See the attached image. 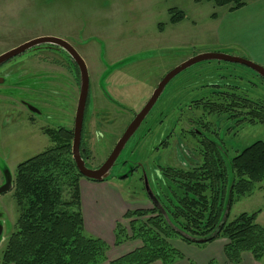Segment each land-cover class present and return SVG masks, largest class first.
Masks as SVG:
<instances>
[{
    "label": "rangeland",
    "instance_id": "obj_1",
    "mask_svg": "<svg viewBox=\"0 0 264 264\" xmlns=\"http://www.w3.org/2000/svg\"><path fill=\"white\" fill-rule=\"evenodd\" d=\"M245 2L242 8L229 11L228 6L207 0H0V54L43 36L64 39L74 47L89 80L82 147L87 151V166L96 168L163 76L185 60L220 52L256 64L264 61V1ZM171 8L182 11L184 18L171 23ZM45 46L0 66V111L7 103L12 104L8 108H20L17 99L24 96L35 100L41 111L34 115L37 124L32 126L27 122L23 127L7 115L0 121V165L13 178L18 163L51 146L45 129L74 125L80 73L64 49ZM24 80L28 83L25 88L21 86ZM227 92L264 106V79L244 65L213 59L179 72L128 139L106 180L92 187L90 199L84 192L85 232L108 243L109 258L139 244L128 241L114 246L113 223L125 210L149 201L143 173L153 191L164 196L169 191L163 188L161 169H186L199 162L201 135L215 139L229 157L254 141L264 142V123L235 125L236 118L210 116L192 102H213ZM104 93L117 97L120 108L101 104ZM204 125L210 126V132ZM12 192L0 194V257L18 215ZM147 206L151 207V202ZM257 210L256 222L264 227V181L232 203L228 219ZM120 222L127 225L123 217ZM223 239L200 245L171 239L180 257L170 264H208L210 260L221 264ZM260 264H264V253Z\"/></svg>",
    "mask_w": 264,
    "mask_h": 264
},
{
    "label": "trees",
    "instance_id": "obj_2",
    "mask_svg": "<svg viewBox=\"0 0 264 264\" xmlns=\"http://www.w3.org/2000/svg\"><path fill=\"white\" fill-rule=\"evenodd\" d=\"M207 1L228 6L229 11L246 4L245 0ZM169 11L171 23L184 18V13L176 8ZM192 102L208 114L236 118L235 125L264 123V106L234 93L227 92L213 102ZM205 129L210 130L206 126ZM44 131L51 146L16 166L12 196L18 215L0 264H170L180 257L171 246V239L200 245L218 237L226 240L223 254L228 263H239L243 252L257 261L262 259L264 227L256 222L260 210L242 212L231 220L228 213L225 220L223 216L229 193L231 207L264 181L263 141H254L229 157L215 139L203 137L199 162L186 169L162 168L163 188L169 193L161 196L151 188L156 204L127 210L122 216L127 220L126 226L120 221L115 223L114 246L128 241L139 244L109 258L106 241L86 234L84 229L79 188L83 176L72 159V128ZM80 151L85 160L86 149Z\"/></svg>",
    "mask_w": 264,
    "mask_h": 264
},
{
    "label": "water",
    "instance_id": "obj_3",
    "mask_svg": "<svg viewBox=\"0 0 264 264\" xmlns=\"http://www.w3.org/2000/svg\"><path fill=\"white\" fill-rule=\"evenodd\" d=\"M40 44H50V45H57L64 49L69 56L75 61L78 66L79 73H80V82H79V98L77 102V107L75 111V118H74V125H73V138L71 142V154L72 159L75 162L76 168L78 172L83 176V178L91 180V181H103L105 178L108 177V174L115 164L120 152L122 151L123 147L125 146L128 139L134 134V132L138 129L142 121L146 118L147 114L161 95L162 91L166 87V85L173 79L179 72L186 69L187 67L201 61L205 60H220L229 63H236L241 64L249 69L253 70L257 75L264 79V66L260 64H256L250 60L243 59L240 57L228 55L225 53L220 52H211V53H202L197 54L172 70L168 71L163 78L159 81L156 88L153 90L151 96L143 105V107L135 114L132 121L128 124L125 128L121 136L116 141L113 149L111 150L110 154L106 158V160L96 168H89L85 164V160L82 158L81 151H80V141H81V131H82V123L84 112L86 108V103L88 100L89 94V80H88V73L85 66L83 59L80 55L76 52L74 47L66 40L57 38V37H50V36H43L37 37L31 40H28L6 52L0 54V64L4 61L24 52L25 50L29 49L30 47L40 45ZM1 82V79H0ZM144 179V188L146 191V195L150 202L156 204L157 198L153 193L151 187L149 186L146 174L143 173ZM11 189V177L10 175H6L5 182L3 185L0 186V194L6 193ZM230 208V193L228 194V199L225 207V212L223 216V220L226 219L227 213ZM3 227L0 223V240L2 235ZM205 240H201L203 242Z\"/></svg>",
    "mask_w": 264,
    "mask_h": 264
},
{
    "label": "flooded vegetation",
    "instance_id": "obj_4",
    "mask_svg": "<svg viewBox=\"0 0 264 264\" xmlns=\"http://www.w3.org/2000/svg\"><path fill=\"white\" fill-rule=\"evenodd\" d=\"M45 45H49V44H40V45H36V46L30 47L29 49L25 50L24 52H22V53H20V54H18L16 56H14V57H12V58L4 61L3 63L0 64V66H2L3 64H6L8 62H10L11 60H13V59H15L17 57H20L22 54H24L26 52H29L30 50H32L34 48H39L40 46H45ZM51 46H55L56 49H57V47L58 48H61L60 46H57V45H50V46H45V47L54 48V47H51ZM69 60H70L69 62L71 63L72 67H75L76 70H77V72L79 73V69H78V66L75 63V61L72 58H70V56H69ZM72 70H74V69L72 68ZM26 85H28L27 80H24L23 81V85H21V86H23V87L25 86L26 87ZM21 86H20V88H22ZM104 94L108 97V99H111V101H113L112 98L108 94H106V93H104ZM7 95L10 96V94H7ZM13 98H15V97H13ZM26 98L27 97L24 96V97H20V98L17 99V101H19L18 104L20 105V108H15V109L14 108L13 109L8 108V107H11L12 104H8L7 103L5 105V108L3 109V111H0V112H2V113H0V121L7 115V116H9L12 119V121H15V122H18L19 124H22L23 127H24V125L27 124V122H29V124L31 126L32 125H36L37 124V119L34 118V115H38V114L40 115L41 114V111H39L37 109L38 103H36L35 100H34V102H32V100H33L32 98H28V100ZM243 98H246V97H243ZM7 101H9V99H7ZM88 102H89V96H88V100H87V103H86V107L88 105ZM117 104L120 105L119 103H117ZM35 106H37V107H35ZM26 111H29V113H30L29 116L26 115ZM85 111H86V108H85ZM209 114H210V116L213 115V113H209ZM85 117H86V112H84L83 123H82L80 150H83L84 149L82 147V144H83L82 135H83L84 119H85ZM47 118H48V116H47ZM204 126H206L208 128L210 127L209 125H204ZM72 131H73V126H72ZM209 132H210V130H209ZM211 134H214V132L211 131ZM202 137H207V136L202 135ZM6 175H10V177H11V189H12L13 188V185H12L13 176L9 172V170H7L6 168L4 169V167H2V164H1L0 165V178H1L0 186L4 184ZM0 223L2 224L1 220H0Z\"/></svg>",
    "mask_w": 264,
    "mask_h": 264
},
{
    "label": "crops",
    "instance_id": "obj_5",
    "mask_svg": "<svg viewBox=\"0 0 264 264\" xmlns=\"http://www.w3.org/2000/svg\"><path fill=\"white\" fill-rule=\"evenodd\" d=\"M261 1H264V0H261ZM260 64H263L264 65V61L260 60L259 61ZM111 94V93H110ZM113 101H111V99H108V97L104 94L103 95V98H105V101L101 104H109V105H113V106H116V107H119L120 108V105H118V101H117V97L113 96L112 94L109 95ZM116 102V103H115ZM127 110V109H126ZM102 182V181H101ZM100 181H91V180H88V179H85V178H81L80 181H79V188H80V196H81V208H82V215H83V221H84V229L86 231V224H87V218H86V215L84 213V204H83V201L85 199L84 197V192H88L87 196H86V199H90L92 197V194L91 196H89V193L90 192H93L94 189H92V187H95L99 184H96V183H101ZM144 202V201H143ZM141 203V204H146V205H143L141 206L142 208H148L147 204L150 203L149 201H146V203ZM138 208V207H137ZM127 210H125L124 212L121 213L120 215V218L119 219H116L114 220V223H113V231H114V227H115V223L117 221H121V218L123 216V214L126 212ZM104 240V239H103ZM113 242H114V238H113ZM223 243L221 244V251L219 253V259H220V262L221 264H231V263H228L224 257V254H223V246L224 244L226 243V240L223 239L222 241ZM107 243V242H106ZM108 244V243H107ZM113 244V243H112ZM119 247V246H118ZM121 255V254H120ZM119 256V255H117ZM245 261V262H244ZM261 261V260H260ZM260 261H257L255 260L249 253L247 252H243L242 253V259L239 263L237 264H260ZM157 263V262H156Z\"/></svg>",
    "mask_w": 264,
    "mask_h": 264
}]
</instances>
